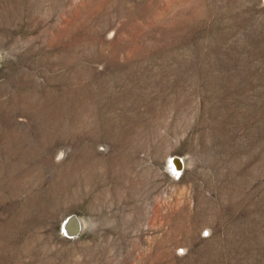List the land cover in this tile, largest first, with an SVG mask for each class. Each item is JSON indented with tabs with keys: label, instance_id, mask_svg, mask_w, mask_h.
Listing matches in <instances>:
<instances>
[{
	"label": "rangeland",
	"instance_id": "rangeland-1",
	"mask_svg": "<svg viewBox=\"0 0 264 264\" xmlns=\"http://www.w3.org/2000/svg\"><path fill=\"white\" fill-rule=\"evenodd\" d=\"M0 264H264V0H0Z\"/></svg>",
	"mask_w": 264,
	"mask_h": 264
},
{
	"label": "water",
	"instance_id": "water-1",
	"mask_svg": "<svg viewBox=\"0 0 264 264\" xmlns=\"http://www.w3.org/2000/svg\"><path fill=\"white\" fill-rule=\"evenodd\" d=\"M64 230L67 232V235L71 237L75 236L79 232L80 223L74 215H71L67 218V221L64 225Z\"/></svg>",
	"mask_w": 264,
	"mask_h": 264
},
{
	"label": "bare ground",
	"instance_id": "bare-ground-1",
	"mask_svg": "<svg viewBox=\"0 0 264 264\" xmlns=\"http://www.w3.org/2000/svg\"><path fill=\"white\" fill-rule=\"evenodd\" d=\"M172 157V156H171Z\"/></svg>",
	"mask_w": 264,
	"mask_h": 264
},
{
	"label": "snow or ice",
	"instance_id": "snow-or-ice-1",
	"mask_svg": "<svg viewBox=\"0 0 264 264\" xmlns=\"http://www.w3.org/2000/svg\"><path fill=\"white\" fill-rule=\"evenodd\" d=\"M207 234V233H206Z\"/></svg>",
	"mask_w": 264,
	"mask_h": 264
}]
</instances>
